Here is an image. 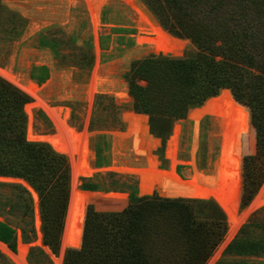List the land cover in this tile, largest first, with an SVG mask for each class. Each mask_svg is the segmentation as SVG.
Masks as SVG:
<instances>
[{
  "label": "trees",
  "instance_id": "obj_1",
  "mask_svg": "<svg viewBox=\"0 0 264 264\" xmlns=\"http://www.w3.org/2000/svg\"><path fill=\"white\" fill-rule=\"evenodd\" d=\"M143 1L165 29L190 39L196 48L183 56L158 53L136 59L125 74L133 109L143 113L138 114L134 150L147 157V168L153 170L154 187L161 195L158 191L141 195L135 178L126 176L129 198L124 207L115 209L127 198H90L82 244L65 249L63 264H162L151 247L159 237L173 233L182 239L183 250L168 264L207 262L228 231L227 215L214 198L178 197L167 170L166 150L173 125L195 107L234 110L228 169V195L234 206H239L241 174L242 207L264 180V0ZM34 78L39 83L46 79ZM23 85L37 95L36 83ZM31 100L21 87L0 76V177L12 178L0 181V188L19 190V208L25 214H33V198L25 183L39 194L43 241L58 254L69 205L71 166L67 155L51 143L28 139L25 106ZM147 115L155 137L150 136L161 140L155 153L163 169L151 149L140 147V134L148 128ZM207 159L199 162L201 169L212 167L216 156L210 164ZM186 167L178 166V173L183 175ZM82 181L83 189H100L88 178ZM93 203L113 210L97 209ZM248 226L245 223L240 228L225 254L245 248L240 239ZM24 239L28 241V235ZM0 241L17 251V230L7 221H0ZM39 251L47 256L41 247H33L32 263L33 254ZM0 260L12 264L1 252Z\"/></svg>",
  "mask_w": 264,
  "mask_h": 264
},
{
  "label": "rangeland",
  "instance_id": "obj_2",
  "mask_svg": "<svg viewBox=\"0 0 264 264\" xmlns=\"http://www.w3.org/2000/svg\"><path fill=\"white\" fill-rule=\"evenodd\" d=\"M127 1L130 5L124 0H108L101 6L100 0H0V68L10 70L18 77L17 81H9L31 96L32 100L29 104L37 101L41 103L33 105L31 113L26 111L27 130L31 125L33 131L38 134H57L55 121L60 123L61 114L66 117L68 125L82 138L67 142L70 145L79 144V148H82L86 137L90 152L94 154L93 156L90 154L89 165L95 168V172L91 176H80L77 179L79 190L92 193L87 200L86 211L90 198L96 196L127 198L124 205L115 209L124 207L129 198V188L125 184L126 176L135 178L141 195L158 191L153 183L154 172L147 168V157L137 154L134 150V140L138 137V114L143 113L133 109V97L129 93L125 74L130 69L132 61L136 59L158 53L183 56L193 53L196 49L190 39L177 37L165 29L143 0ZM95 8L100 9L98 24L94 20ZM140 18L145 22L144 26L140 24ZM148 24L153 33L148 30ZM140 27H144V31H141ZM152 40L156 41L154 48L149 43ZM41 66H45L46 69L40 70ZM0 76L4 77L1 73ZM34 76L46 77V79L39 83ZM31 81L38 85L37 95L23 85ZM94 82H98V86L93 89ZM117 106L124 108L118 109ZM48 109L52 110L54 118ZM193 109L185 119L178 120L173 125L166 150L167 170L168 175L172 177L169 169L172 167L173 135L176 126H179L175 172L181 179L188 180L196 169L195 182L200 183L203 175L214 174L215 165L221 156L224 137L222 123L215 115H205L197 123L190 117ZM127 112H135V133L120 137L118 135L128 133L130 130V124L125 118ZM147 119L148 128L140 134V147L151 149L152 155L158 160L159 168L163 169L155 153L161 140L154 138L155 136L150 132L149 116ZM183 153L185 156L180 157ZM214 155L216 159L212 167L208 169L199 167V162L203 161L204 157L208 156L207 160L210 164ZM67 157L72 172V163L68 155ZM76 160L79 161V155H76ZM180 165L187 166L182 171L183 175L177 171ZM121 167L147 169L151 174L139 179L135 173L119 170ZM71 174L69 205L58 254L43 241L39 194L37 193V200L32 190L28 188L33 198V214H25L19 208L22 206L18 199L19 190L0 188V221H7L17 230L16 252L4 242L6 248L0 245V252L12 264H18V260L22 263L21 247L26 248V264H56L57 258L63 259L67 222L73 200L74 175L73 172ZM241 176L238 208L234 206L228 195V175L225 181L226 194L238 215L246 213L256 199L263 201L262 205L250 213L240 226L241 228L245 223H249L247 232L240 239L245 241V248L224 253L240 230L239 228L232 240L222 247L226 236L233 228L229 218L228 231L224 239L205 264H208L216 254H218L217 261L213 264L219 261L225 264H264V180L249 204L242 207L243 175ZM82 178H88L89 182L98 185L100 189H83ZM173 179L175 182V178ZM11 180L12 178L0 177V181ZM25 184L27 186L28 183ZM175 187H178L176 182ZM159 194L161 195L160 192ZM175 194L180 196L176 192ZM93 204L100 210H113L102 209L96 203ZM218 204L220 205L219 202ZM222 209L224 210L223 207ZM224 212L226 213L225 210ZM24 235H28V241H25ZM166 235L165 238L159 237L151 247L153 254L159 255L162 264H168L172 257L183 250L182 239L179 236L174 233ZM33 247H41L47 256H43L40 251L36 252L32 256V263L29 255Z\"/></svg>",
  "mask_w": 264,
  "mask_h": 264
},
{
  "label": "bare ground",
  "instance_id": "obj_3",
  "mask_svg": "<svg viewBox=\"0 0 264 264\" xmlns=\"http://www.w3.org/2000/svg\"><path fill=\"white\" fill-rule=\"evenodd\" d=\"M70 1V0H69ZM108 0H100L101 6H103ZM126 3L130 5V3L127 0H124ZM70 4V3H69ZM74 4V1H73ZM99 8L94 9V20L96 24H98L99 20ZM140 24L143 25L145 23L141 18ZM144 26V25H143ZM149 28L148 30L152 32V28L150 25H147ZM34 29V28H33ZM144 27H140L141 31H144ZM153 33V32H152ZM156 39V38H155ZM149 43L155 47V40L149 41ZM96 69V68H95ZM98 69V68H97ZM96 69V70H97ZM0 73L11 81H17L18 77L15 76L10 70H5L0 68ZM97 74V73H96ZM99 77V76H98ZM98 79V78H97ZM98 86V82H94L92 88H96ZM93 92V91H92ZM92 97V96H91ZM41 100V99H38ZM40 102L37 101L35 103H30L26 106V110L28 113H31V108L35 104H39ZM45 104V103H44ZM57 110V109H56ZM50 111V115L52 118H54V115L52 113V110L48 109ZM33 112V111H32ZM69 112V111H68ZM62 113V112H61ZM58 115V114H57ZM205 115H215L219 121L222 123V133H223V147L222 152L219 160L217 161L215 165V172L211 176L203 175V177L200 179V183L195 182L196 174L195 171L191 175V178L188 180L181 179L178 177V175L175 172L174 164L176 161V152L178 150V138L180 134V127L176 126L173 140L174 145L172 149L171 159H172V167L169 169L170 175L175 178V182L177 183L178 187L173 188L172 191L176 192L180 196H190L192 198H215L220 205L224 208L226 213L228 214V222L229 218L233 223V228L229 232V234L226 236L224 242L222 243V247L227 245L232 238L236 235L238 232L240 226L242 225L243 221L252 213L257 207L261 206L262 200L256 199L252 205L250 206V209L243 215L239 216L238 213L234 210V207L230 203L228 196L226 194V183L227 181V175H228V169H229V159H230V150H231V142H232V129H233V115L234 110L232 107H226V106H214V105H205L201 108L193 109L190 112V117H192L197 123L200 119H202ZM135 112H127L125 114V118L128 120L130 124V130L128 133H123L118 136H128L133 135L135 133ZM68 119V118H67ZM57 126V134L54 135H41L33 131L31 125L28 126L27 130V137L29 140L33 141H46L51 143V145L58 150L59 152H62L64 154H67L70 158V161L72 163V172L74 175V189H73V200H72V207L70 208L69 213V219L67 222V228H66V235L64 240V247H79L82 243V237H83V230H84V220L86 217V205L88 198L92 195L89 191H82L77 188V179H79L80 176H91L95 172V168L91 167L89 165V157L90 152L87 138H84V144L82 148H79V144L70 145L68 141H74V140H80L81 135L76 132L74 128H72L70 125H68L66 121V117L62 116L60 114V123L55 121ZM64 131L66 134H64ZM117 134V133H116ZM119 134V133H118ZM81 147V146H80ZM115 149V148H114ZM76 155H79V161L76 160ZM94 154H92L93 156ZM117 170V169H113ZM119 170L124 172H132L138 175L139 179L144 176H149L151 172L147 169H131L127 167H121ZM192 173V172H191ZM23 182V181H22ZM186 185H191L192 188L195 190L191 191H183V187ZM27 186L32 190L34 193V196L38 200L37 193L31 188L28 184ZM264 189V187H263ZM260 196V195H259ZM231 226L229 223V230ZM0 245L2 247L6 248V245L0 241ZM48 249V248H47ZM218 254L212 257V259L209 261L208 264H213L215 261H217L216 257ZM20 256L22 258V263H25V257H26V248L21 247L20 248ZM18 260V259H17ZM18 264H22L20 260L17 261ZM63 259L57 258L56 264H62Z\"/></svg>",
  "mask_w": 264,
  "mask_h": 264
},
{
  "label": "water",
  "instance_id": "obj_4",
  "mask_svg": "<svg viewBox=\"0 0 264 264\" xmlns=\"http://www.w3.org/2000/svg\"><path fill=\"white\" fill-rule=\"evenodd\" d=\"M207 101V100H206ZM196 170V169H195ZM194 170V171H195ZM183 191H191V190H195L194 188H192L191 185H186L185 187L182 188ZM178 197H190V196H178Z\"/></svg>",
  "mask_w": 264,
  "mask_h": 264
}]
</instances>
